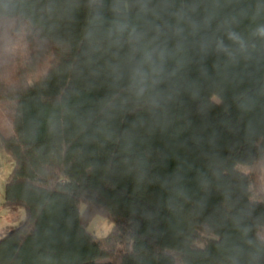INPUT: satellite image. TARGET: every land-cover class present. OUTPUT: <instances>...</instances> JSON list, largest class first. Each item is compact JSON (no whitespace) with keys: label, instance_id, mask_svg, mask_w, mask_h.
<instances>
[{"label":"trees","instance_id":"trees-1","mask_svg":"<svg viewBox=\"0 0 264 264\" xmlns=\"http://www.w3.org/2000/svg\"><path fill=\"white\" fill-rule=\"evenodd\" d=\"M155 2L187 60L150 107L84 40L110 0L103 25L99 0H0L5 205L26 209L0 264H264V0Z\"/></svg>","mask_w":264,"mask_h":264},{"label":"clouds","instance_id":"clouds-1","mask_svg":"<svg viewBox=\"0 0 264 264\" xmlns=\"http://www.w3.org/2000/svg\"><path fill=\"white\" fill-rule=\"evenodd\" d=\"M111 30L86 32L84 40L93 54L115 48L105 71L115 84L126 86L136 100L157 107L152 90L171 77H178L186 66L187 51L182 44L162 46L156 21L160 9L155 0H110ZM95 24L103 25L104 0H99ZM264 37V28L258 29ZM163 99V97H161Z\"/></svg>","mask_w":264,"mask_h":264},{"label":"rangeland","instance_id":"rangeland-1","mask_svg":"<svg viewBox=\"0 0 264 264\" xmlns=\"http://www.w3.org/2000/svg\"><path fill=\"white\" fill-rule=\"evenodd\" d=\"M218 101V99H217ZM9 127V124H5ZM14 169L13 158L5 151L0 140V239L5 236L8 227L19 226L26 218V209L22 206H6V184ZM239 169L245 173L252 174L247 166H239ZM259 169V168H256ZM257 179L254 183V191L257 195H264V167L257 171ZM256 196V194H255ZM90 230L95 236L104 238L112 229L113 225L102 215L95 216L89 224ZM9 229V228H8ZM7 229V230H8ZM106 262L107 259L101 260Z\"/></svg>","mask_w":264,"mask_h":264}]
</instances>
